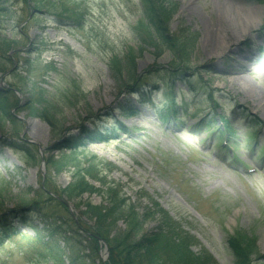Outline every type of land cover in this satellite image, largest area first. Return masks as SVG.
Returning <instances> with one entry per match:
<instances>
[{
    "label": "rangeland",
    "instance_id": "rangeland-1",
    "mask_svg": "<svg viewBox=\"0 0 264 264\" xmlns=\"http://www.w3.org/2000/svg\"><path fill=\"white\" fill-rule=\"evenodd\" d=\"M39 1L0 0V93L6 97L0 214L29 206L43 211L30 217L38 230L22 225L3 242L0 264H73L70 258L100 264L106 258L81 231L67 235L70 245L50 238L44 208L36 209L43 202L42 165L53 188H87L67 204L89 228L78 212L82 203L101 209L110 194L123 192L140 213H152L142 233H155L156 220L170 217L193 257L208 264H236L227 242L236 232L254 238L264 256V129L254 144L255 118L264 123V74L248 73L264 52V0H162L171 5V40H194L189 69L175 66L157 35L152 44L137 29L141 0ZM73 10L86 19L57 15ZM35 11L43 15L29 19ZM131 47L137 52L133 75L126 60ZM115 58L120 62L112 64ZM137 88L142 91L133 94ZM170 96L183 130H169L159 118ZM218 115L236 130L229 147L217 139ZM83 133L92 134L91 143L71 152L69 142ZM116 185L120 195L108 191ZM55 218L70 219L62 209ZM162 258L173 263L170 255Z\"/></svg>",
    "mask_w": 264,
    "mask_h": 264
},
{
    "label": "trees",
    "instance_id": "trees-1",
    "mask_svg": "<svg viewBox=\"0 0 264 264\" xmlns=\"http://www.w3.org/2000/svg\"><path fill=\"white\" fill-rule=\"evenodd\" d=\"M43 2L39 1L38 4ZM142 2V17L137 22V29L144 30L150 37L151 43L153 44V36H158V39L168 47L169 51L174 55L177 63V68L189 69V63L191 55L194 52V40L186 39H172L169 37V23L172 15L171 5H165L162 0H141ZM75 12V13H74ZM79 13V14H78ZM61 14H57L59 18H63L68 21H74L81 23L84 19L83 14L78 11H66ZM143 37L141 36L140 39ZM147 38V39H148ZM142 42L143 40H140ZM144 39V38H143ZM140 52L144 49L139 48ZM136 49L130 48L126 53V60L130 63L127 68L128 72L133 75V70L136 61ZM158 53H161L159 50ZM157 53V54H158ZM112 64L120 62L117 58ZM121 70L117 71L120 75ZM132 92L139 93L140 89ZM173 99V97H172ZM174 100V99H173ZM6 97L5 94L0 93V106L5 105ZM3 111L2 109H0ZM159 113V112H158ZM160 114V113H159ZM176 111V116H178ZM134 115V114H133ZM164 117V115L160 114ZM260 124V123H258ZM76 142H69L70 148L74 151L75 148L82 147L87 142H91V135L83 133ZM19 148V149H18ZM12 149L15 151L25 152L27 148L22 145L13 146ZM94 159H91L88 164L91 167ZM62 165V164H60ZM84 172V170H82ZM49 178L46 184H49ZM87 185V184H85ZM117 189L121 193V189L118 185L116 188H109L108 191L116 192ZM87 188L79 185L77 188H68L63 190L62 194L66 195L67 200H75V194L78 192H84ZM57 195L55 190H51L48 187L46 189H40L39 198L43 200L42 205L36 209L44 208V225L48 227V234L52 240H64L68 245L71 244L70 237H77L81 233L88 236L89 244L91 243L93 250L97 253L99 251V240H103L109 249V257L105 264H208V258L193 257V252L190 250L189 242L187 238H184L180 229L172 222V219L167 216H163L160 221L156 220L155 233L145 234L144 226L153 219L152 213L143 212L140 213L135 203H130L129 199L125 194H121L120 198H116L115 195L110 194L107 201L108 206L114 205L113 208L101 207V209L94 207L90 203H82L84 210L78 211L79 214L85 216L90 223V228L87 224L77 221L72 217L68 208L57 199L53 198L49 192ZM117 193V192H116ZM117 193V195H120ZM79 201V200H78ZM50 205H54V213L49 214L47 209ZM155 205H153L154 207ZM35 207H28L27 209H13L7 211L5 214H0V237H12L15 233L16 226L18 224L30 225L35 227L33 220L30 218L36 214H42L43 211H36ZM156 209L162 210L158 205ZM62 209L64 214L70 218L67 220H59L55 218ZM31 212L30 215H26ZM36 212V213H35ZM161 212V211H160ZM55 214V215H53ZM122 222L125 225L123 231L117 229V223ZM89 228V229H88ZM77 248L82 247L83 241H74ZM85 242V241H84ZM228 247L235 256L236 264H264V257L260 255L257 249V244L254 238H250L245 234L236 232L233 236L228 239ZM3 243L0 242V246ZM85 251V250H84ZM47 252L51 253V248L48 246ZM91 252V250H90ZM193 253V254H192ZM163 255H170L172 262H169L166 258H162ZM200 259V262L198 260ZM73 264H79L81 258H70ZM98 259V258H97ZM83 260V258H82ZM96 262V261H95ZM102 264V263H100Z\"/></svg>",
    "mask_w": 264,
    "mask_h": 264
},
{
    "label": "bare ground",
    "instance_id": "bare-ground-1",
    "mask_svg": "<svg viewBox=\"0 0 264 264\" xmlns=\"http://www.w3.org/2000/svg\"><path fill=\"white\" fill-rule=\"evenodd\" d=\"M246 83L249 84V83H251V82H249L248 80H246ZM252 85H253V84H252ZM252 88L255 89L254 85L252 86ZM255 90H256V89H255ZM247 93H249L248 96H249L250 98H253V97H252V96H253V92L250 91V92H247Z\"/></svg>",
    "mask_w": 264,
    "mask_h": 264
}]
</instances>
